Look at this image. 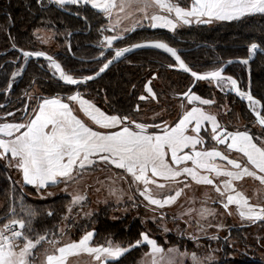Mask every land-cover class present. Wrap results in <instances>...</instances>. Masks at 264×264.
<instances>
[{"label": "snow or ice", "instance_id": "snow-or-ice-1", "mask_svg": "<svg viewBox=\"0 0 264 264\" xmlns=\"http://www.w3.org/2000/svg\"><path fill=\"white\" fill-rule=\"evenodd\" d=\"M49 2L54 3L60 9L67 5L90 4L94 9L105 14L109 20L107 28L114 32L120 20L118 18L113 24V14L115 13L119 17L133 5H137V7L132 11H127L126 18H131L135 13H142L143 19L150 21V27H162L173 31L179 23L190 24L192 22L190 18H196L197 22L200 23H210L213 19L231 21L249 15L264 14V0H194L190 9L181 8L179 5L173 4L171 0H119V3L117 0H49ZM37 3L43 7L42 0H37ZM153 5L166 14L153 13L149 16L147 10ZM173 13L175 19L171 18ZM203 17H207V19H202ZM139 24V21H135L131 28L126 29V31L135 29ZM104 30L105 26H101L102 39L99 44L104 49H112L114 55L99 69V72H103L111 63L134 48L154 47L162 49L175 58L180 69L190 72L194 81L211 79L222 90L230 88L231 91L246 99L258 122L264 125V115H261L258 110L261 101L253 97L250 92L241 91L233 77L222 75V67L205 73L192 71L181 59L178 49L170 47L168 43L161 40H148L140 44L113 49L114 42L122 39V35L104 36ZM69 35H71L70 32ZM12 48L19 51L25 61L29 57L44 56L49 60L50 67L59 74L60 79L68 84L77 85L94 78L92 76L74 78L62 69L60 63L44 52L17 49L15 43L12 44ZM257 49V44L249 45L248 58L241 60L240 63L248 64ZM103 55L104 53L101 52V56ZM16 62V60L10 61L13 64ZM169 67H173V65H169ZM23 68L24 65L22 64L20 69L12 72L8 87L5 89L6 93L12 88L15 79L20 76ZM145 88L149 93H152V89L148 85H145ZM182 95L189 102L199 101L203 105L213 103L211 100L202 99L191 89ZM153 98H155L154 94ZM37 99L39 101L38 110H33L29 122L0 123V158L8 159V154H10V163L15 161L14 166L22 172L25 184L40 189L51 184L60 182L67 184L75 181L82 175L86 166L93 164V159L90 157L97 156L100 161L110 162L131 174L133 183L137 184V192L148 202L146 207L155 206L152 208L153 211L174 204L177 198L182 195L183 189L179 187L169 188L168 193L164 194L162 192L153 193L152 187L168 188V182L178 184L180 183L178 177L185 174L197 184L213 185L215 191L222 197L226 195V202L222 201L223 207L227 210L229 205H235L242 220L251 223L264 221V206L250 203L249 198L241 191H237L233 183V181H238L244 176H251L264 184V146H258L248 131H226L216 122L215 116L206 114L200 107H192L185 111L174 126H169L166 123L155 125L154 127L161 129L158 133L147 131L149 125L143 123H136L135 130H133L124 124L128 117L106 115L90 101L85 100L79 92L73 93L68 99L77 101L81 110L96 125L103 129H111L116 125H121L118 131H95L78 119L73 114L69 104L62 102V100L56 97ZM5 115L11 116L12 113ZM25 115H28L27 105ZM204 121L211 123L214 133L213 140L219 144L226 143L229 150L235 149L242 153L252 168L242 165L238 160L230 159L216 149L197 150L196 146L204 143L198 135L201 130L200 125ZM129 123L132 122L129 121ZM193 124L195 127H192V131L197 135L186 134V129ZM222 133L223 137L221 138ZM189 146L192 148L191 153L183 151ZM169 152L172 159L171 164L166 159ZM217 158L227 161L231 168H221L215 163ZM186 161H191L193 166H172H180ZM253 169L258 170L260 174L258 175L257 171ZM210 174L223 175L227 178L221 181L223 189L214 184ZM157 177L162 178L165 183L158 182ZM141 184L143 188L139 187ZM185 187L188 185L185 184ZM111 191L114 193L115 189ZM85 199L84 195H73L68 205V214L62 219H69L73 206L82 204ZM129 199H133V197ZM17 204H19L21 213L19 217L16 212ZM187 211L190 213L192 209ZM89 214L86 213V215ZM212 214H214V210L205 207L199 211V216L202 219ZM49 215L52 213L50 212ZM161 215L163 217L164 214L161 213ZM8 216L13 218L0 225V264H32L36 248L45 243L51 246V251L45 249L43 264H67L69 257L82 253L92 256L94 264H107L108 261H118L132 248L144 244L149 247L148 254L153 257L152 264H175V256L177 255L181 257L190 255L193 264H208L215 259L211 253L207 257L201 258L195 253H181L173 247L169 248L167 252L175 255H169L165 261L164 249L145 232H141L140 239L127 247L122 246L119 242H114L111 238L103 244H94V230L86 231L79 240L64 242L62 238L67 233L68 225L58 227L57 231L52 233L46 229L43 234L37 233L35 238H32L28 233L33 231L32 223L36 217V212L30 205L24 204L22 195L19 198L11 197L7 212L0 219H5ZM217 227H222V225H217ZM198 230H202V228ZM165 231L168 230L165 229ZM192 238L196 239L197 237ZM210 239H217V237L213 235ZM157 255L160 257L159 260L156 259Z\"/></svg>", "mask_w": 264, "mask_h": 264}, {"label": "trees", "instance_id": "trees-1", "mask_svg": "<svg viewBox=\"0 0 264 264\" xmlns=\"http://www.w3.org/2000/svg\"><path fill=\"white\" fill-rule=\"evenodd\" d=\"M173 1L184 9H188L192 2V0ZM68 7L73 9H68ZM64 9L67 12L62 11L54 3L43 4V7H41L37 0H0V54L6 52L0 55V109L6 107L2 104L8 102L9 97L15 99L13 102L17 103L14 106L15 108L7 110L2 115L0 114V121H22L27 116L24 114L23 101L21 100L25 96L24 91L29 90L35 84L42 88L44 92L39 93L36 99L56 96L66 98L78 91L82 96L94 102L106 114L128 117L124 124L134 128L135 124L139 122L136 115L142 111V108L151 111L154 108L159 110L161 105L170 107L168 101L176 100L182 104L186 101V98L183 100L178 98V94L189 86L192 81L190 76L170 69L169 65L174 66L176 64L174 59L169 53L156 48L131 52L109 67L97 79L78 85L64 84L51 77L44 66L47 63L46 61L29 60L21 77L14 81L12 88L6 93L5 89L8 86L12 72L24 60V58H21V62L17 64L10 63L8 60H14L18 53L15 50H7L15 43L17 48L36 51L38 48L35 45L37 41L27 33V28L30 26L39 28L48 24L47 22L37 23L38 19L48 21L49 27L52 24L54 27H60V32L64 33V49L52 56L56 58L65 72L70 71L71 73V71H74L72 73L76 74L78 78L93 74L102 63L112 56L110 50H108L105 52L103 60L97 59V55L105 50L99 44L102 39L101 26L107 27L109 24V20L102 12L96 11L85 4L80 7L65 6ZM215 21L212 25L195 24L175 31L152 28L146 25L141 26V28L137 26L136 29L122 35V39L115 41L113 46L122 47L139 40H162L178 49L184 62L191 70L198 73L220 68L226 61L231 59L247 58L248 46L253 43L264 50V14L249 15L239 20ZM69 32L71 35H69ZM66 42H69L70 53ZM224 73L235 78L242 91L250 92L253 97L261 101L260 112L261 115H264V53L257 52L248 64L233 62L226 67ZM209 82L211 81H198L192 91L199 93L201 96H206L212 91L221 96L226 94L225 92H223L224 94L219 93L221 88L213 86ZM145 85L152 89V96L145 91ZM63 87L68 88V90L62 91ZM153 94L155 98H153ZM164 94L169 96L168 100L164 99ZM104 95L108 97L107 104L103 103ZM231 95L227 94L224 97H233ZM141 97H144V99H141ZM32 102L27 104V111L30 110L35 99ZM17 107H22L21 112L17 111ZM203 107L207 110L209 108L208 106ZM183 110L184 107L171 122L175 121ZM6 113H12V115L6 116ZM214 116L221 127L226 130H235V128H227L223 125L220 116L217 114ZM129 121L132 123H129ZM163 121L161 119L153 123L147 131L161 130L154 126L161 122L164 124ZM245 131L249 132V135L253 137L258 146H264L260 137H258V132L254 130ZM260 131L264 133V128H261ZM207 133L208 131L202 132V137L205 140L204 146L210 147L215 143L210 134ZM8 160H10V157L8 159L0 158V217H3L7 212L11 197L19 198L22 195L24 204L30 205L36 212V217L32 223L33 231L28 234L35 238L37 233L43 234L46 229L49 233L57 231L58 225L70 204V197L61 195L49 201L37 202L31 200L26 190L28 193L35 194V189L25 184H22V187L15 185L12 181L13 170L7 164ZM48 188H51V186ZM120 207L121 205L118 207L114 203H109L96 212H92L89 216L79 218L76 221L70 219L67 223V233L72 230L71 237L73 240H78L86 231L94 230V244H103L111 238L114 242H119L122 246L127 247L140 239V233L144 230L139 221L131 214L118 216L117 221H110L109 216L112 211ZM16 212L19 217L21 215L19 204L16 206ZM50 212L52 215H49ZM9 217L11 216L5 219H9ZM176 221L181 222L183 229H185L187 223H184L185 219L182 216L178 215L172 218V222ZM192 223L188 222L187 228L190 227L188 226L190 224V228H193ZM232 231L233 228L230 233L218 237L221 257L219 261H214L211 264H264V260L255 259L239 262L227 259V255L233 251L227 239L237 237L242 242L244 241L242 232ZM171 236L170 238H172ZM188 243L190 244V242ZM253 244L257 246L256 243ZM147 249L146 245L136 246L119 258L118 261H108L107 264H138L139 259Z\"/></svg>", "mask_w": 264, "mask_h": 264}, {"label": "rangeland", "instance_id": "rangeland-1", "mask_svg": "<svg viewBox=\"0 0 264 264\" xmlns=\"http://www.w3.org/2000/svg\"><path fill=\"white\" fill-rule=\"evenodd\" d=\"M172 1L173 0H171V2ZM42 2L43 4H51L49 0H42ZM172 3L176 4L174 3V1ZM67 6L71 7V5ZM73 6L80 7L82 6V4ZM135 7H137V5H133L132 8L128 9L127 11H132ZM68 9L73 8L68 7ZM158 9L159 8H157L155 5L149 7L147 10L148 15L151 16L152 13H156V11H159ZM127 11L121 14L119 17H117L115 13L113 14V24L116 23L118 18L120 20L119 24L116 26V30L114 33L115 35H124L126 32L128 33L129 31H126V29L131 28V25L135 21H141L140 23L143 24L145 23V19H143L142 13H135L131 18H126ZM171 18L175 19L174 13L171 14ZM190 19L192 20L190 24L179 23L175 30L182 29V27H189L195 24L212 25L216 22L215 20H213L210 23H200L197 22L196 18ZM41 22H47L49 24V22L45 21V19L37 20V23ZM48 24L39 28H32L30 26L27 28V33L37 41V44H35L38 47L36 51H45L50 55H56L58 52L64 49V33L62 31L60 32V27H54L53 24L51 27H49ZM145 25L148 26L147 24ZM108 31V28L105 27V30L103 32L104 36L110 35V32ZM68 43L69 42H66L67 46H69ZM114 48L119 47L113 46V49ZM103 53L104 55L101 56V60L105 58V52ZM110 53L113 54L112 49L110 50ZM106 61L102 63L98 69H100L106 63ZM26 63L27 61L24 60V67ZM44 66L46 67L50 76L58 80V73H55V70L50 67V62H47ZM18 69H20V67L16 68L15 70ZM23 70L20 76H18L17 78L21 77ZM72 72L74 71H71V73L70 71L66 73L78 79V76ZM209 84L217 86L216 83L209 82ZM27 90L28 89L24 91L25 96L21 100L23 101V110L25 109L28 103L31 104L33 103L32 101L34 99L36 100V97L39 93H44L43 89L36 84L29 88L28 91ZM66 90H68V88L63 87L62 91ZM145 91L150 96H152V93H149L146 88ZM219 91V93H223L225 92V89H220ZM195 93L199 95V93ZM227 94L229 93H226L224 96H226ZM224 96H221L215 91H212L206 96H201V98L213 101L212 104L204 106L209 107V112H213L214 115L217 114L218 116H220L223 120L221 121V123L227 128H235V130L241 131L254 130L258 132V137H260L261 142L264 144V133L260 131L261 128L256 122L254 116L252 115L247 105L242 103L234 95L233 97L229 98ZM165 98L168 100L169 96L167 94H164V99ZM14 100L15 99L9 97V101L2 104L6 107H4V109H0L1 115L7 110H10L14 106H16L15 104L17 103H14ZM107 102L108 97L104 95L103 103L107 104ZM168 104L171 106L165 107L164 105H161L159 110L154 108V110L151 111L147 110L146 108H142V111L136 115V119L139 121L137 123L142 122L143 124L149 125V128H151L153 123H156L161 119L164 120L163 123L171 122L179 114L183 107L185 109L188 106L189 101L187 100L182 104L180 101L172 100L168 101ZM243 104L244 106L242 107ZM259 107L260 106H258V110ZM21 110L22 107H17L18 112H21ZM31 110H28L27 112H30ZM6 121L8 120H2L0 122ZM161 124L162 122L158 125ZM10 160L7 161V164H9L11 170H13L12 181L15 183L16 186L22 187L23 183L21 182L18 169L14 166L15 161H12L10 163ZM31 187L35 189V194H31L30 192L28 193L27 190L26 193L28 194V197L31 200L37 202L49 201L61 195H68L70 197V202L72 200V196L76 194L84 195L86 197L85 201L82 202V204L73 206L69 219H62L58 227H63L64 225H67L70 219H75L76 221L79 218L89 216L92 212H96L97 210H99V208L109 203H114L118 205V207L119 205H121L120 208L112 211L109 216V220L117 221L119 219L118 216L131 214L142 225L144 230L143 232L149 234L150 237L156 240L158 245H160L164 249L165 261L167 260V257L169 255H175L169 254L167 252L169 248L173 247L177 248L181 253H195L198 257L201 258L207 257L209 253H211L212 256L215 258L214 261H219L221 255L219 250L220 245L218 237L224 236L228 232L230 233V230L232 228L234 232H242V236H244V241L242 242L241 239H238L237 237L227 239L229 246L233 249V251H231L230 254L227 255V259H229V261L237 260L239 262L252 261L255 259L262 261L264 260V221H257L255 223H251L247 220H242L238 214V211H236V206H234V208L232 205L230 209L228 208L226 210L223 207L222 203V201L225 202L224 197L206 187H191L189 185L188 187L181 186V189H183V193L180 197L177 198L176 202L172 205L165 206L163 209H158L156 211L152 210V208L155 206L146 207L148 202L145 201L143 197H141L137 192V184L133 183V177H130L128 174L120 172L115 168H112L108 164L97 163L93 167L83 170L82 175L77 180L68 182L67 184L65 182H61L59 185L46 189H37L34 186ZM139 187L143 188V185L141 184L139 185ZM175 187L180 188V186H178L177 184L171 185L170 183L168 184V188L159 189L154 186L152 187V191L153 193L162 192L164 194H167L169 188ZM112 189H115L114 193L111 191ZM240 189H243L245 192H247V195L252 198V202H264V188L259 187L254 182L247 181L243 185H240ZM130 197H133V199H129ZM202 207L214 210V214L202 219L199 216V211ZM188 209H192V211L189 213L187 211ZM86 213L90 214L86 215ZM161 213L164 214L163 217ZM66 214H68V207L64 216ZM178 215L182 216L183 219H185L184 223L188 224V222H193V228H190L191 224L188 225L190 227L187 228L186 224L185 229H183L184 227H182L181 222H172V218ZM154 217L155 219H153ZM12 218L13 217H9V219ZM9 219H0V225L6 223ZM217 225H222V227L218 228ZM201 228L202 230H198ZM165 229H167L168 231H165ZM237 229L240 230L238 231ZM71 233L72 230L66 233V235L62 238L64 242L73 240V238L71 237ZM170 235H172V238H170ZM213 235L216 236L217 239H210V237ZM192 237L197 238L193 239ZM188 242H190V244ZM253 243H256L257 246H254ZM144 245L147 246V244ZM147 248V251L143 253L141 258L139 259L138 264H152L153 257L151 254H148L149 247L147 246ZM45 249L51 251V246L45 243L36 248L35 258L32 261V264H43ZM156 259H160L159 255H157ZM212 262H208V264H211ZM67 264H94V261L92 256L87 253H82L69 257ZM175 264H193V262L191 260L190 255L187 257H181L177 255L175 256Z\"/></svg>", "mask_w": 264, "mask_h": 264}, {"label": "crops", "instance_id": "crops-1", "mask_svg": "<svg viewBox=\"0 0 264 264\" xmlns=\"http://www.w3.org/2000/svg\"><path fill=\"white\" fill-rule=\"evenodd\" d=\"M173 2V1H172ZM117 3H119V0H117ZM175 3V2H174ZM193 3H194V0H192V2H191V5H190V7L188 8V9H190L192 6H193ZM80 4H84V3H80ZM178 5V4H177ZM88 6H90L91 8H93L90 4L88 5ZM182 8V7H181ZM94 9V8H93ZM96 11H99V10H97V9H95ZM159 11H156V13H159V14H166V13H164L162 10H160V9H158ZM99 12H101V11H99ZM155 12V11H154ZM103 13V12H102ZM104 14V13H103ZM153 14V13H152ZM104 16H105V14H104ZM106 17V16H105ZM203 18H205V19H207V17H203ZM213 20H216V19H213ZM212 20V21H213ZM139 22H141V21H139ZM144 24L143 23H140L139 24V26H143V25H145V24H147L149 27H150V21L148 20V19H145L144 20ZM193 24V23H192ZM159 28H162V27H159ZM166 29V28H165ZM108 32H110V35H107V36H111V34L113 35L115 32L113 31V30H111V29H109L108 28ZM168 30V29H167ZM115 35V34H114ZM72 95V94H71ZM71 95H69V96H71ZM69 96H67L66 98H61V97H57L56 96V98L57 99H60V100H62V102H64V103H67V104H69V107L71 108V110H72V112H73V114L78 118V119H80L82 122H84L88 127H91L93 130H95V131H118L119 129H120V127H121V125H116L115 127H113V128H111V129H103V128H101L99 125H96L92 120H91V118L89 117V116H87L85 113H84V111H82L81 110V107H80V105H79V103L77 102V101H70L69 99H68V97ZM82 96V95H81ZM85 100H88V101H90L89 99H87V98H85L84 96H82ZM44 98H52V97H44ZM188 100V99H187ZM186 100V101H187ZM38 99H36L35 100V102H34V104L32 105V107H31V111L30 112H28V115L26 116V118H24L22 121H15V120H8V121H6L7 123H27V122H29V117L31 116V115H33V110L34 109H36V110H38ZM92 104H94L95 106H96V104L94 103V102H92V101H90ZM204 105L203 104H201L199 101H196V102H189V104H188V106L182 111V113L180 114V116L179 117H177V119L175 120V121H173V122H168V123H166L167 125H169V126H174L178 121H179V119H180V117L183 115V113L185 112V111H188V110H190L192 107H200V108H202V110L206 113V114H210V115H213L212 113H210L207 109H205L204 107H203ZM97 108H99L98 106H96ZM102 112H104L101 108H99ZM105 113V112H104ZM106 114V113H105ZM106 115H109V114H106ZM109 116H111V115H109ZM214 116V115H213ZM216 118V117H215ZM25 120V121H24ZM216 122L218 123V121H217V119H216ZM0 123H5V122H0ZM219 124V123H218ZM220 125V124H219ZM128 126V125H127ZM130 127V126H129ZM192 127H195V125L193 124L191 127H189L188 129H186V134H188V135H197L196 133H194L193 131H192ZM133 130H135V128L134 127H131ZM200 132H199V137L204 141V143H205V140H204V138L202 137V132H204V131H209V133H211L210 134V136H213V130H212V126H211V123L210 122H208V121H204V122H202L201 123V125H200ZM161 130H159V131H149V132H160ZM226 131H229V132H235V131H241V130H226ZM223 137V133L221 134V138ZM6 138V137H5ZM212 138V137H211ZM213 140V139H212ZM214 141V145H212V146H210V147H205L204 146V143L203 144H199V145H197L196 146V148H197V150H212V149H216V150H218V151H220L221 153H223L224 155H226V156H228L230 159H235V160H238V161H240L241 162V164L242 165H247L250 169L252 168V166L250 165V164H248V161H247V158L242 154V153H240V152H238L237 150H235V149H233V150H229L228 148H227V144L225 143V144H219V143H217V141L216 140H213ZM230 142V141H229ZM183 151H188L189 153H191V151H192V148H191V146H189L188 148H186V149H184ZM181 154H183V153H181ZM9 155V157H10V154H8ZM11 158V157H10ZM91 159H93V164L92 165H88V166H86V168L84 169V170H86V169H88V168H91V167H93L95 164H97V163H102V164H108V165H110L112 168H115L116 170H119L120 172H124V173H126V174H128L130 177H132L131 176V174H129V173H127L126 172V170H124V169H120V168H118L116 165H113V164H111L110 162H104V161H100L99 159H98V157L97 156H93V157H90ZM166 159L168 160V162L171 164L172 163V159H171V154H170V152L166 155ZM215 163H217L221 168H231V166L230 165H228L227 164V161H225V160H221V159H219V158H217L216 159V161H215ZM173 167H183V166H186V167H192L193 165H192V162L191 161H186V162H183L182 163V165H180V166H177V165H172ZM253 170H255V169H253ZM201 172H203V170H200ZM255 171H257V174L259 175L260 173L258 172V170H255ZM19 174H20V178H21V182L23 183V184H25V182H24V180H23V175H22V172L19 170ZM211 176H212V178H213V180H214V184L215 185H218V186H220L221 187V189H223V185L221 184V181L222 180H224V179H227L226 177H224L223 175H221V176H215L214 174H210ZM157 180H158V182H160V183H165V181L162 179V178H159V177H157L156 178ZM178 180L180 181V183H178L177 185L178 186H180V188H181V186H183V187H185V184H187V185H189V186H191V187H194V186H196V187H198V186H202V187H206V188H208V189H210V190H212V191H214L215 193H217L216 191H215V188H214V186L213 185H203V184H197L196 182H194V181H192V179H191V177H187L185 174H181V176L180 177H178ZM247 181H252V182H254L255 184H257L259 187H263L264 188V184H261V182L258 180V179H256L255 177H251V176H244V177H242L240 180H238V181H233V183H234V185H235V188H236V190L237 191H241L242 193H244L248 198H249V202L250 203H252V204H256V205H260V206H264V202H262V203H255V202H252V198L250 197V196H248L247 195V192H245L243 189H240V185H243L244 183H246ZM61 183V182H60ZM60 183H58V184H51V185H49V187L51 186V187H53V186H56V185H59ZM171 183V185L173 184L172 182H168V184H170ZM25 185H27V184H25ZM173 185H176V184H173ZM29 186H33V185H29ZM35 187V186H34ZM154 187V186H153ZM37 188V187H36ZM46 188H48V186H46V187H43V188H40V189H46ZM217 194H219V193H217ZM224 200H225V202H226V195L224 196ZM232 205H229V209H230V207H231ZM235 205H233V207H234ZM235 208V207H234ZM236 211H238L237 210V207H236Z\"/></svg>", "mask_w": 264, "mask_h": 264}, {"label": "water", "instance_id": "water-1", "mask_svg": "<svg viewBox=\"0 0 264 264\" xmlns=\"http://www.w3.org/2000/svg\"><path fill=\"white\" fill-rule=\"evenodd\" d=\"M62 11H64V12H67L64 8L63 9H61ZM148 40H158V39H148ZM148 40H139V41H136V42H133V43H130V44H127V45H125V46H122V47H128V46H130V45H134V44H140V43H142V42H144V41H148ZM162 41V40H161ZM170 46V45H169ZM122 47H119V48H122ZM170 47H172V46H170ZM147 48H154V47H141V48H134V49H132L130 52H128V53H126L125 55H127V54H129V53H131V52H134V51H137V50H141V49H147ZM17 49H20V48H17ZM14 50H16V49H14ZM105 50H109V49H105ZM111 50V49H110ZM17 51V50H16ZM25 51H28V50H25ZM68 51H69V53H70V48H69V46H68ZM31 52V51H30ZM41 52H44V53H46L45 51H41ZM257 52H261V53H264V50H262V49H260L259 47H258V49H257V51H256V53ZM18 53H19V56H22V54L18 51ZM256 53H255V55H256ZM4 54V52L3 53H1L0 55H3ZM48 56H51L55 61H57L56 60V58L54 57V56H52V55H50V54H48V53H46ZM178 54H179V52H178ZM114 55V51H113V54H112V56ZM124 55V56H125ZM180 55V54H179ZM255 55L249 60V61H251L254 57H255ZM111 56V57H112ZM123 56V57H124ZM110 57V58H111ZM172 57V56H171ZM109 58V59H110ZM122 58V57H121ZM121 58H119L118 60H116V61H114L113 63H111L110 65H109V67H111L113 64H115L117 61H119ZM173 59H174V61H175V58L174 57H172ZM248 58V57H247ZM31 59H34V60H44V61H46V62H49V60H47L44 56H40V57H29L28 58V60H31ZM76 59H78V60H83V61H89V60H86V59H82V58H76ZM108 59V60H109ZM182 59V58H181ZM246 59V58H245ZM107 60V61H108ZM183 60V59H182ZM241 60H243V59H231V60H228V61H226L221 67H222V75H224V76H229V75H227V74H225L224 73V71H225V69H226V67L229 65V64H231V63H233V62H240ZM106 61V62H107ZM184 61V60H183ZM229 61H231V63H229ZM58 62V61H57ZM59 63V62H58ZM175 65L173 66V67H170V69H174V70H177V71H180V72H182V73H185L186 75H188V76H190V78H191V83L189 84V86L182 92V93H180V94H178V98H180L181 100H183V99H185V97L182 95L184 92H187V91H189V89H191V91L193 90V88H194V86H195V84L198 82V81H211L212 83H216L215 81H213V80H211V79H205V80H195L194 81V78L191 76V73L190 72H186V71H184L183 69H180L179 68V66L177 65V62L175 61ZM186 64V63H185ZM187 65V64H186ZM62 67V66H61ZM108 67V68H109ZM189 67V66H188ZM220 67V68H221ZM108 68H106L103 72H99V69L95 72V73H93V74H90V75H86V76H84V77H88V76H92V77H94L93 79H91V80H86V81H83V82H81V83H79V84H83V83H87V82H90V81H93V80H95V79H97L98 77H100ZM62 69H63V67H62ZM64 70V69H63ZM193 71V70H192ZM97 73H99L98 75H96ZM81 78H83V77H81ZM78 79H80V78H78ZM233 79H235V78H233ZM58 80L61 82V83H64V84H68V83H66L65 81H63L62 79H60V77H59V74H58ZM236 80V79H235ZM71 85V84H70ZM78 85V84H77ZM237 87L238 88H240L239 87V84H238V82H237ZM241 90V89H240ZM242 91V90H241ZM225 93H229V94H232V95H234L235 97H237L240 101H242L243 103H245L246 105H247V107L249 108V102L246 100V99H244V98H242L241 96H239L236 92H234V91H231L230 90V88H225ZM251 94V93H250ZM249 110L251 111V113H252V115L254 116V118H255V120H256V122L258 123V125L261 127V128H264V125H261L259 122H258V120H257V117H256V115L254 114V112L249 108ZM261 110V105H260V107H259V111ZM24 114H25V109H24Z\"/></svg>", "mask_w": 264, "mask_h": 264}, {"label": "flooded vegetation", "instance_id": "flooded-vegetation-1", "mask_svg": "<svg viewBox=\"0 0 264 264\" xmlns=\"http://www.w3.org/2000/svg\"><path fill=\"white\" fill-rule=\"evenodd\" d=\"M11 50H14L12 47L10 48V49H8L7 51H11ZM16 51V50H15ZM28 51H31V50H28ZM106 51H108V50H103V52H106ZM17 53H18V51H16ZM31 52H36V51H31ZM6 53V52H5ZM4 53V54H5ZM18 58V59H17ZM21 58H24L23 56H19V53H18V56L14 59V60H16L17 62L15 63V64H17L18 62H21L20 60H21ZM97 59H101V53L99 54V55H97ZM25 60V59H24ZM24 60L22 61V63H21V65L24 63ZM31 60H34V59H31ZM8 61H13V60H8ZM29 60L27 59V62H28ZM20 67V66H19ZM26 67V66H25ZM25 67H24V69H25ZM18 79V78H17ZM17 79H15V81L17 80Z\"/></svg>", "mask_w": 264, "mask_h": 264}]
</instances>
